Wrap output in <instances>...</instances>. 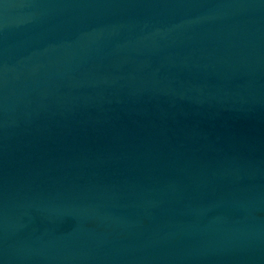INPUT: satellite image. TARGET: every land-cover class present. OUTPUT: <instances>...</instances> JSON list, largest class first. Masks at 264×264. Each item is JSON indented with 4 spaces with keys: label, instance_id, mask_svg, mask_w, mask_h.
I'll list each match as a JSON object with an SVG mask.
<instances>
[{
    "label": "water",
    "instance_id": "95a60500",
    "mask_svg": "<svg viewBox=\"0 0 264 264\" xmlns=\"http://www.w3.org/2000/svg\"><path fill=\"white\" fill-rule=\"evenodd\" d=\"M0 264H264V0H0Z\"/></svg>",
    "mask_w": 264,
    "mask_h": 264
}]
</instances>
